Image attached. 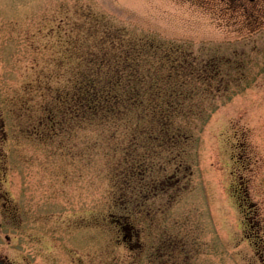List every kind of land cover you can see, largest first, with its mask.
Masks as SVG:
<instances>
[{"label":"rangeland","instance_id":"374dc122","mask_svg":"<svg viewBox=\"0 0 264 264\" xmlns=\"http://www.w3.org/2000/svg\"><path fill=\"white\" fill-rule=\"evenodd\" d=\"M212 12L194 0H0V180L12 203L23 189L31 207L53 203L54 220L68 228L53 247L35 239L47 231L37 229L28 253L57 259L54 264L129 255L104 223L112 214L127 221L132 209L142 212L147 195L129 200L115 187L116 159L104 156L98 129L75 127L47 140L37 127L47 98L75 80L85 49L115 50L119 42L145 37L165 49L182 48L198 68L233 53L247 56L231 58L241 62L240 72L245 68L242 82L218 64L231 82L209 98L197 96L194 118L183 121L190 136L177 163L178 188L151 192L168 178L173 183L168 165L145 205L166 212L155 220L181 237L194 264H264V82L254 79L257 42L224 37L226 23ZM95 225L100 233L89 228Z\"/></svg>","mask_w":264,"mask_h":264},{"label":"trees","instance_id":"16d2710c","mask_svg":"<svg viewBox=\"0 0 264 264\" xmlns=\"http://www.w3.org/2000/svg\"><path fill=\"white\" fill-rule=\"evenodd\" d=\"M118 46L84 50L75 80L47 98L37 128L47 140L75 127L98 129L104 156L116 159L115 187L131 200L146 195L148 181L165 175L168 165L177 177L190 136L183 121L194 118L197 96L209 98L222 85L210 81L218 64L203 71L182 48L145 37Z\"/></svg>","mask_w":264,"mask_h":264},{"label":"flooded vegetation","instance_id":"af4514ba","mask_svg":"<svg viewBox=\"0 0 264 264\" xmlns=\"http://www.w3.org/2000/svg\"><path fill=\"white\" fill-rule=\"evenodd\" d=\"M194 1L201 5L208 6L211 12L217 13L216 16H221L227 28L224 37L231 35L238 40L255 38L257 42L255 49L258 50L255 54L258 55V61L257 63L255 62L257 71L255 72L254 79L256 82L263 83L264 0ZM231 58H241V62H244L247 56H244V53L240 52L239 54L233 53ZM231 58L228 57L224 60L223 57L218 63L222 64L224 67H229L230 71L232 70V72H235V75L237 74L236 76L239 82H242L245 78L244 75L240 76V74L244 72L245 68L241 67L242 72H240L241 69L238 70V67L241 62L238 65L234 61H231ZM208 68L209 66L205 65L201 69L203 71H208ZM226 75L229 76L231 74ZM210 76L212 77V75ZM218 79H220V84L224 85L230 84L231 82L229 78L223 77L221 70H219L210 81L214 82L216 80V83H218ZM179 182V179H174L173 183L171 179H168L160 185V192L159 188H156V190L154 188L151 192L156 191L155 194L157 196L160 194H169L172 189L178 188ZM152 186L154 187L155 183H152ZM27 187L28 185H24L20 188ZM52 187L53 184H50V188ZM22 191L24 190H18L12 203L8 191L4 190L3 182L0 180V264H54V262H57V259H54V261L49 260L48 262L47 260L40 261L37 255L28 253L26 243L28 239H30L29 236L31 234L33 236L37 229H46V235H40L38 238L35 237V239H37V241L44 240L43 242L46 243L49 242V247L55 246V243L59 240L57 237L62 235V230H64L65 233L67 232L66 230H68L65 226L66 222H64L63 219L62 221L54 220L52 210H49L52 208L53 203L43 202L39 207H31L30 204L32 200H26V195H24ZM150 195L149 190L147 197L142 200V204L138 207L141 208L142 212H138L135 208L132 209L134 213L127 217V221H121L114 215H111L112 222L107 224L115 235L114 242L116 245L118 242L125 245V248L130 252L129 255L124 260H119L117 256L109 255V260L102 263L99 257L100 254H93V258L90 259L87 264H194V261L191 260L192 254H188L185 251L183 242L180 239L181 237L175 233L166 232L162 223L155 220V214H162L164 216L166 212H162L160 208L154 211L151 206L145 205L146 201H150ZM163 216L161 217L164 218ZM130 219L133 221H129ZM89 228L91 230H97L98 233H100V227L97 225ZM7 231H9V233ZM79 231V228H77L75 230L76 233H72L71 238L76 237ZM3 232L7 233L3 234ZM91 235V239L95 240V233ZM72 242L76 243L78 246L82 245L81 241L76 242L72 240ZM37 244L38 242L36 245ZM63 245L66 246L65 242ZM39 258L42 257L39 256ZM76 262L77 264H86L83 259ZM72 263L75 264L74 262Z\"/></svg>","mask_w":264,"mask_h":264}]
</instances>
